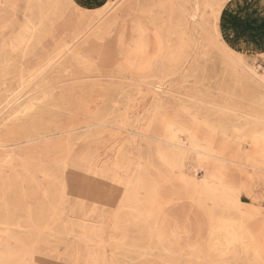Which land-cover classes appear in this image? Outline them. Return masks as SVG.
Returning a JSON list of instances; mask_svg holds the SVG:
<instances>
[{
  "label": "rangeland",
  "instance_id": "374dc122",
  "mask_svg": "<svg viewBox=\"0 0 264 264\" xmlns=\"http://www.w3.org/2000/svg\"><path fill=\"white\" fill-rule=\"evenodd\" d=\"M242 18L264 0H0V264H264Z\"/></svg>",
  "mask_w": 264,
  "mask_h": 264
},
{
  "label": "crops",
  "instance_id": "0c3cea01",
  "mask_svg": "<svg viewBox=\"0 0 264 264\" xmlns=\"http://www.w3.org/2000/svg\"><path fill=\"white\" fill-rule=\"evenodd\" d=\"M242 20L247 24L239 30L240 36L238 38H242V42L240 40L242 47L262 48L264 46V21L256 23L250 19L242 18ZM246 53L254 55L256 51L249 50Z\"/></svg>",
  "mask_w": 264,
  "mask_h": 264
},
{
  "label": "bare ground",
  "instance_id": "6f19581e",
  "mask_svg": "<svg viewBox=\"0 0 264 264\" xmlns=\"http://www.w3.org/2000/svg\"><path fill=\"white\" fill-rule=\"evenodd\" d=\"M234 3V2H233ZM210 189H211V187H210ZM215 192V191H214ZM216 193V192H215ZM216 195V194H215ZM253 236V235H252Z\"/></svg>",
  "mask_w": 264,
  "mask_h": 264
}]
</instances>
